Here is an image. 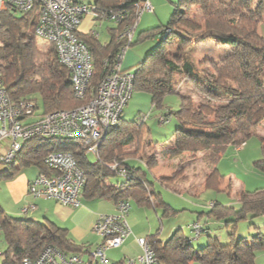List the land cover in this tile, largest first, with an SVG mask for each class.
<instances>
[{"label":"trees","instance_id":"1","mask_svg":"<svg viewBox=\"0 0 264 264\" xmlns=\"http://www.w3.org/2000/svg\"><path fill=\"white\" fill-rule=\"evenodd\" d=\"M183 6L174 5V10L166 24L140 30L135 42L154 36L158 44L148 52L133 70V91L151 95L153 108L164 107L163 98L168 93H178L181 98L175 112L177 125L172 140L160 149L162 156L178 158L183 154L196 156L204 154L206 166L210 169L205 181V189H217L224 175L218 163L229 146L247 142L252 136L259 137L262 158L254 161L255 169L264 174V136L254 129L264 120V85L261 73L264 70V37L258 33V24L264 14V0H181ZM94 4L103 12L120 15L116 19L114 33L109 42H100L94 33H76L89 49L93 73L84 98L73 95V87L68 68L62 64L52 43L45 49L39 47L34 32L38 20L37 8L14 15L15 8L0 11V71L6 93L12 101L35 99L38 95L42 104V114L68 110L81 106L94 95L97 84L105 75L107 67L116 60L126 39L118 38L119 31L137 23L139 0H95ZM198 6L199 13L192 10ZM213 40L217 45L231 46L232 50L217 62L207 60L211 67L209 78L203 76L185 56L184 52L169 54L175 44ZM134 43H128L127 49ZM206 61V62H207ZM205 62V61H204ZM178 78V79H177ZM188 86L180 91L179 83ZM228 95V103L220 105L219 92ZM193 93L200 99L192 100ZM170 110L166 111L164 121ZM148 125L145 120L119 121L103 133L97 148L96 162L92 166L93 177L86 181L81 197H108L115 204L129 198L137 206H153L161 209L160 218L177 211L163 201L161 191H157L149 172L157 165L152 152L141 153ZM150 147L154 145L149 144ZM156 149V145H155ZM76 139L35 137L27 141L17 154L14 165L35 164L42 172L51 170L44 164V157L53 151H69L76 157L83 154ZM137 157L143 165L130 160ZM118 162L127 169L124 181L106 185V174H117L109 168ZM180 172L171 177L158 176L157 180L171 189L169 184ZM240 206L224 205L213 201L209 214L217 220L233 223L229 231V241L221 243L217 237L208 235L203 246L194 247L192 239L181 228L176 229L165 241L157 239V234L145 239L154 248L161 264H254L256 252L264 250V234L234 238L236 222L242 218L264 214V197L247 199L240 194ZM254 226V225H253ZM208 230V229H207ZM0 239L3 249L1 264H23L25 256L31 258L40 254L44 247L51 245L64 254L88 252V243H76L67 235L66 229L51 221L39 222L28 218H16L0 209Z\"/></svg>","mask_w":264,"mask_h":264},{"label":"built area","instance_id":"2","mask_svg":"<svg viewBox=\"0 0 264 264\" xmlns=\"http://www.w3.org/2000/svg\"><path fill=\"white\" fill-rule=\"evenodd\" d=\"M35 5L38 6L35 35L54 45L59 61L70 72L73 95L79 99L84 98L92 77L93 65L88 47L76 35L80 23L86 15L113 20L119 19L120 15L113 12L108 14L99 10L94 3L82 0H1L0 10L15 8L20 12H27ZM145 10L152 11L150 0H139L138 15ZM135 27L136 23H133L119 32L118 38L126 39L127 44L120 48L115 62L107 67L93 97L76 108L42 114L31 119L36 110L35 99L12 101L6 93L0 71V144L8 141L6 149L0 153V162H13L23 145L35 137L73 138L84 147V154L92 153L97 156L103 133L119 121L133 92V73L122 71L121 62ZM159 121L163 122L164 117L160 116ZM43 161L51 172H40L29 182L28 192L34 197L52 198L65 206H80L82 188L88 175L78 157L69 151H53ZM109 168L122 176L127 174L126 167L118 162L111 163ZM208 205L213 206L214 202ZM30 208L33 209L34 205L23 207L22 211L26 212ZM116 208V213L100 214L95 220L91 232L100 238V242L94 248L87 249L88 257L85 258L80 253L64 254L58 248L48 245L34 258L23 257L22 263L92 264L95 261L96 264H161L154 248L145 238L137 240L141 252L136 257L116 262L107 259L106 250L119 247L130 233L126 218L131 208L130 199L119 200ZM191 227L195 238L208 232L197 222ZM1 245L0 239V253Z\"/></svg>","mask_w":264,"mask_h":264},{"label":"rangeland","instance_id":"3","mask_svg":"<svg viewBox=\"0 0 264 264\" xmlns=\"http://www.w3.org/2000/svg\"><path fill=\"white\" fill-rule=\"evenodd\" d=\"M82 1L86 3H92L94 0H82ZM150 3L152 5V11L145 10L139 16V19L136 23V27L134 29V35H133L134 43L127 49L129 50V53L131 52V50H135V49L140 50L141 52H143L142 58L158 44L159 37L154 36L152 38L143 41L135 42L139 31L141 29L149 28L154 25L157 26V25L166 24L174 10V5L179 4L183 6L181 0H150ZM193 9L196 10L197 13H199L198 6L196 5L193 6L192 10ZM13 12L14 15L16 16L20 15L19 11H13ZM259 24L261 27L260 30L264 31V14ZM115 26H116V22L111 18L109 19L106 17H97L93 19V32L98 33L99 39L102 41L106 40L109 36L108 35L109 31L107 28L111 29V28H115ZM36 39L40 48L45 49L46 47L49 46L48 41H44L37 36ZM211 41L212 43H210ZM198 42L199 41H195L194 39H192L191 41L183 45L177 43L175 44L174 48L168 50V53L172 55V54H179L181 52H184L187 59L193 65H195L197 70L203 76L209 78V75H211L212 67L207 60H213L217 62L223 55L230 52L232 50V47L217 45L213 40H210L207 43L205 42L198 43ZM209 46L218 47V49L221 48V52H219V50L217 49L216 51L213 50L211 52ZM223 47H228V49L223 50ZM203 49L209 50L207 56L203 51H200ZM133 67L134 65L129 67V70L132 71ZM261 78L264 79V72L261 73ZM179 86H180V91H185L186 89H188V86H186L182 82L179 83ZM218 95H220L221 99H218L219 102L217 101L215 103H221L220 105H226L228 103V99H227L228 95L221 91L219 92ZM36 98H37L38 108L35 110V115L30 117L31 119L38 117L42 112V104L40 97L37 95ZM199 99L200 97L196 93H193L192 100L197 102L199 101ZM181 101L182 98L178 93H168L163 98L164 107L160 109H155L153 108L152 98L149 93L133 91L127 105L123 109L122 119H124L125 121H131L134 120L135 118H138L139 120H145V122L148 125V129L145 135V140L141 144V153L152 152V154H154L155 150H157L158 151L157 162L160 165V167L157 168L158 171L161 172L164 171L166 173L167 172L170 173L167 174L169 175L168 177H171L176 172H180V174L174 180H171V182L174 183L173 184L170 183L169 185L171 187L177 188L180 191L186 190L195 194L193 195L188 192L185 193L184 196L186 200L190 201V204L192 205L191 208H188L187 210H183L179 212L177 215H175L176 214L175 213L164 218V224L163 227H161L162 229L161 236L164 239H166L171 233H173L175 229L181 226L184 234L190 236L193 239V246L196 248L206 244L208 235L217 237L221 241V243H227L229 241L228 232L232 228L233 223L228 222L226 224L225 223L226 220L223 219L215 220L212 217L210 218V216H208V214L206 213L199 215L198 212H194V211H198L194 203L196 204L201 203L207 205L209 202H211L210 200H217L222 202L223 204H229L230 206L238 208L240 204H239V197L236 194V192H239L238 191L239 187L236 181L244 184L243 190L245 192L251 193V192H255L259 188L261 189L264 188V174L258 172L254 166H253L254 169L249 167V171L251 172L246 171L241 167H237V169L233 168L234 167L233 165H237V164H234L233 161H231L230 163V161L225 160L226 157L224 156L222 158L221 163L219 162L220 165L218 166V169L223 175L229 174L227 175V177L228 178L231 177L229 180L230 182L228 181L225 182V189H227L228 186L231 185V193L229 194L227 190H222V189L217 190L212 188H208L202 191L203 188H205V181L210 171V169L206 166L203 153H199L196 156H193L191 154H183L178 158H169L167 156H162L159 151L163 145H168L169 142L172 140V133L177 125V117L175 115V112L179 109ZM168 110H170V114L167 116V120L160 122L159 121L160 115H164ZM254 131L256 134L264 136V120L256 126ZM250 139L255 142L259 140V138L256 135L252 136ZM151 142L154 145V147L149 146ZM242 144L244 143L237 144L235 146ZM155 145H156V149H155ZM95 159L96 158L92 153H88L86 155V161L88 160L87 161L88 163H93ZM130 162L131 163L133 162V164H138V163L140 164V162L133 161L132 159L130 160ZM3 164L6 165L5 163ZM104 181L106 185H111V184L123 182L124 177L120 174L111 173V174H106ZM228 183L230 185L226 186ZM221 184L222 183H220V185ZM130 202H131V208L126 217L129 227L131 223L133 225H137L135 221L132 222V217L133 215H135V217L137 218V222L139 224L147 223L149 217L151 226L155 225V228H159L160 223L158 221V217L156 213L154 212V209L152 208L142 209L143 207L139 208L137 205L134 204L132 200H130ZM208 209L206 208L204 211H207ZM130 213H132V215H130ZM195 219H197L200 224L202 223L204 224L206 222L205 224L210 226V232L204 233L199 237L195 238L194 236L195 233L191 227V225L194 222L193 220ZM235 228L236 229L234 233L237 239L240 237L239 235L240 232H244L246 236H248L250 232L252 236L256 235L258 232L264 234V214L257 217L248 216L247 218H242L236 222ZM95 241H97V237ZM94 242L91 245V248H94L95 246ZM1 248L3 249L2 245ZM80 254L86 256L87 252H83ZM105 254L108 260L110 261L116 259V257L119 256V252L115 248L106 250ZM2 260H3V255L0 254V264L2 263ZM256 263H264V250H259L257 252V256L255 258V264ZM92 264H96L95 261ZM192 264H200V262L196 260L193 261Z\"/></svg>","mask_w":264,"mask_h":264},{"label":"crops","instance_id":"4","mask_svg":"<svg viewBox=\"0 0 264 264\" xmlns=\"http://www.w3.org/2000/svg\"><path fill=\"white\" fill-rule=\"evenodd\" d=\"M94 2L95 0L92 3ZM0 7H1V0H0ZM93 19L94 18L91 15L84 16L80 23L79 31L80 33L92 32L94 33V35L96 34L97 35L96 38L99 39V34L96 32H93ZM260 28L261 27L259 24L258 31L261 35L264 36V31L260 30ZM107 29L109 31L108 38L104 41L99 39L100 42L104 43V42L110 41L115 28H111V29L107 28ZM208 41L210 40L199 41V42L207 43ZM210 43H212V41ZM209 47L211 49V52L213 50L216 51V49L219 50V52H221V48L218 49V47H212V46H209ZM224 49H228V47H223V50ZM200 51H203L206 56L209 53L208 52L209 50H205V49L200 50ZM142 53L143 52H141L140 50H136V49L131 50L130 53H129V50H127L121 62L122 71H131L129 70V67L135 65L137 62H139L142 59V55H143ZM262 72H264V70ZM261 79L264 85V79L263 78ZM135 119H138V118H135ZM7 142H8L7 140L1 142L0 153L6 149ZM157 152H158L157 150H155L154 152V155L156 156V158H157ZM87 154L83 153L82 155L78 156V159H79L80 165L86 171L88 175V180H89L93 177L92 166L96 162V159L93 163H88L87 162L88 160L86 161ZM262 155L263 154H262L260 139L256 142L249 139L247 142H245L244 144L240 146H229L226 152L224 153V155L221 157L219 162L221 163L222 158L225 156L226 157L225 160L230 161V163L231 161H233L234 164H237V165H233L234 166L233 168L237 169V167H241L242 169L249 171V167L253 168L254 161L260 159L259 157L262 158ZM94 156L96 158V155ZM133 161L140 162V159L137 157V159ZM220 163H218V166L220 165ZM140 165H143V163L140 162ZM158 167H160V165L157 162V165L149 172L148 175H149L150 180L154 181L153 185L156 187L157 191L162 192L161 197L163 198V201L170 204L177 211L176 214L174 213L175 215H177L179 212L183 210H187L188 208H191L192 205L190 204V201L186 200L184 196H185V193H188V192L191 194L193 193L190 191H186V190H181V191L178 190L176 192H172L171 189H169L168 187H166L164 184H162L160 181L157 180L158 176H162V175L169 176L167 174H170V173L168 172L166 173L164 171L163 172L158 171L157 170ZM40 172H42L41 168L35 164L20 165L16 161L15 164L12 166L8 164L4 165L2 162H0V209L6 214L16 217V218H28V219H33L39 222L51 221L55 223L56 225H58L59 227L66 229L67 235L71 239H73L76 243H88L89 247H91V245L93 244V242L95 241L97 237L91 232V229H92V226L95 220L100 214L116 213L117 212L116 204L113 202L112 199L108 197H94V198L81 197L80 206L73 208V207L62 205L52 198L34 197L28 192V185H29V182L33 180ZM227 175L229 174H224L223 181L221 182L222 184L219 186L218 189L227 190V192H229L230 194L231 185L229 183L226 186L228 185L230 186H228V188L225 189V182L226 181L230 182L229 180L231 178V177L228 178ZM236 182L238 183V187H239V190H238L239 192H236V194L239 197V204L241 201L240 194L242 192L244 193L247 199L264 197V188L262 189L259 188L255 192L248 193L243 190L244 184L238 181ZM204 190L206 189L203 188L202 191ZM210 201L213 202L217 200H210ZM208 204L205 205L201 203H198V204L194 203V205H196L195 206L196 209L198 210L194 212H198L199 215L206 213L208 214V216H210V218L212 217L215 220H217L212 214H209V209L212 206H209ZM29 205H34V208L33 209L30 208L26 212H23L22 208L29 206ZM224 205H229V204H224ZM138 207L139 208L143 207L142 209H145V208L154 209V212L156 213L158 217V221L160 223L159 228H155V225L151 226L149 217H148L147 223L139 224L137 222V218L135 217V215H133L132 222L135 221L137 225H133L132 223L130 224V227H129L130 233L124 238L122 244L119 247L115 248L118 250L119 256L116 257V259L112 261L109 260L110 262H116V261L123 260L125 258L136 257L138 254H140L141 248L137 242L138 238H146L147 236H152V235L154 236L157 234V239L165 241L172 235L171 233L166 239H164L161 236V232H162L161 227H163V224H164V218L162 219L160 218L161 209L159 208L155 209L153 206H148V207L138 206ZM206 208L207 209L209 208V209L207 211H204ZM130 215H132V213H130ZM193 221L199 223L197 219ZM205 223L204 224L199 223V224L202 227L208 229L207 233H209L210 226ZM178 228H181V226ZM235 229L233 230V235H234V238H237L234 233ZM250 233L248 235H251ZM239 235L240 237L246 236L244 232H240ZM228 236H229V232H228ZM98 242H100L99 237H97V241L94 242L95 245ZM257 252H256V256H257ZM84 257L85 258L88 257L87 254ZM228 261L229 259L226 258L225 264H227ZM254 264H255V261H254ZM256 264H264V263H256Z\"/></svg>","mask_w":264,"mask_h":264}]
</instances>
